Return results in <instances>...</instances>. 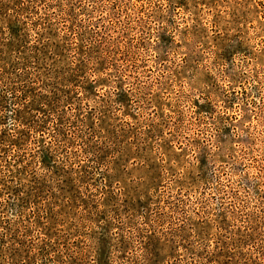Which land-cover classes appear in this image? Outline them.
<instances>
[{
    "label": "rangeland",
    "instance_id": "rangeland-1",
    "mask_svg": "<svg viewBox=\"0 0 264 264\" xmlns=\"http://www.w3.org/2000/svg\"><path fill=\"white\" fill-rule=\"evenodd\" d=\"M0 264H264V0H0Z\"/></svg>",
    "mask_w": 264,
    "mask_h": 264
}]
</instances>
